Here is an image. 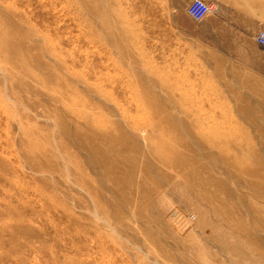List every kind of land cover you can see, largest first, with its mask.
<instances>
[{
    "label": "rangeland",
    "instance_id": "374dc122",
    "mask_svg": "<svg viewBox=\"0 0 264 264\" xmlns=\"http://www.w3.org/2000/svg\"><path fill=\"white\" fill-rule=\"evenodd\" d=\"M204 1L0 0V264H264V50Z\"/></svg>",
    "mask_w": 264,
    "mask_h": 264
},
{
    "label": "crops",
    "instance_id": "0c3cea01",
    "mask_svg": "<svg viewBox=\"0 0 264 264\" xmlns=\"http://www.w3.org/2000/svg\"><path fill=\"white\" fill-rule=\"evenodd\" d=\"M192 0H185V6ZM216 7L226 10L224 30L222 36V19H219L218 40L234 41V49H241L239 55L245 56V47L249 50H264L258 45L256 38L261 31H264V0H208ZM174 7V5H172ZM179 7V6H176ZM239 42V44H238ZM231 47V46H229Z\"/></svg>",
    "mask_w": 264,
    "mask_h": 264
},
{
    "label": "built area",
    "instance_id": "2783aa9c",
    "mask_svg": "<svg viewBox=\"0 0 264 264\" xmlns=\"http://www.w3.org/2000/svg\"><path fill=\"white\" fill-rule=\"evenodd\" d=\"M213 7L206 3L204 0H192L187 7L188 15L196 20L202 21L213 13ZM256 41L259 46L264 47V31H261ZM171 221L179 229H187L192 226L195 221V215L192 213H186L180 209H174L171 212Z\"/></svg>",
    "mask_w": 264,
    "mask_h": 264
},
{
    "label": "bare ground",
    "instance_id": "6f19581e",
    "mask_svg": "<svg viewBox=\"0 0 264 264\" xmlns=\"http://www.w3.org/2000/svg\"><path fill=\"white\" fill-rule=\"evenodd\" d=\"M204 20H206V18Z\"/></svg>",
    "mask_w": 264,
    "mask_h": 264
}]
</instances>
